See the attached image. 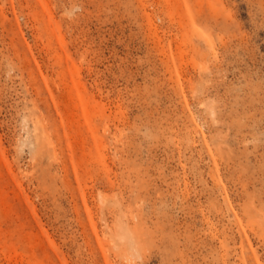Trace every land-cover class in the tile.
<instances>
[{"label": "rangeland", "instance_id": "obj_1", "mask_svg": "<svg viewBox=\"0 0 264 264\" xmlns=\"http://www.w3.org/2000/svg\"><path fill=\"white\" fill-rule=\"evenodd\" d=\"M0 264H264V0H0Z\"/></svg>", "mask_w": 264, "mask_h": 264}]
</instances>
